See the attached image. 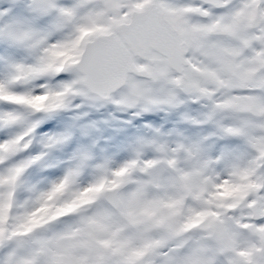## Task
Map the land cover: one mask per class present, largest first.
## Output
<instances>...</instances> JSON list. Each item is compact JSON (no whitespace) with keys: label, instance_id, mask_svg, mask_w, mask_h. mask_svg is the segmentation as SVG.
Listing matches in <instances>:
<instances>
[{"label":"snow or ice","instance_id":"6c2138e0","mask_svg":"<svg viewBox=\"0 0 264 264\" xmlns=\"http://www.w3.org/2000/svg\"><path fill=\"white\" fill-rule=\"evenodd\" d=\"M0 264H264V0H0Z\"/></svg>","mask_w":264,"mask_h":264}]
</instances>
